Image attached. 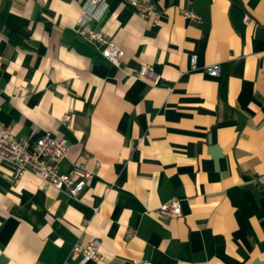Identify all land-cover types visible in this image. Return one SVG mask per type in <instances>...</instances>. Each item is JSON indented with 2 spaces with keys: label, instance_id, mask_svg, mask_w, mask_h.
I'll return each instance as SVG.
<instances>
[{
  "label": "crops",
  "instance_id": "crops-1",
  "mask_svg": "<svg viewBox=\"0 0 264 264\" xmlns=\"http://www.w3.org/2000/svg\"><path fill=\"white\" fill-rule=\"evenodd\" d=\"M143 1L158 21L99 2L116 65L76 31L92 0H0V121L66 137L60 170L93 171L73 197L0 159V264H264V0ZM173 197L182 214L159 218ZM94 239L104 259L81 263Z\"/></svg>",
  "mask_w": 264,
  "mask_h": 264
},
{
  "label": "built area",
  "instance_id": "built-area-1",
  "mask_svg": "<svg viewBox=\"0 0 264 264\" xmlns=\"http://www.w3.org/2000/svg\"><path fill=\"white\" fill-rule=\"evenodd\" d=\"M100 1L92 0V5L85 8L77 23L76 31L84 39L95 43L104 57L114 64L120 65L125 50L102 29L92 26V21L99 19L106 7L101 9ZM130 2L138 8L141 16H152L154 21L159 20L161 13L156 11L153 3L143 0H130ZM183 15L190 20L199 21L201 19L200 15L191 9H183ZM196 63L197 56L193 55L191 64L196 67ZM206 71L211 75L218 76L221 72V65L213 63L206 67ZM136 77L146 79L154 84L161 80V74L150 64L141 65L136 72ZM62 121L66 124L71 123L72 114L64 113ZM70 151L71 145L66 137L54 136L51 131H46L32 142L27 138L18 137L10 125H5L0 121V159L14 166L17 177L20 178L28 172H33L41 178L45 187L53 186L58 189H66L71 196L78 197L92 178L93 171L82 163L72 172L61 171L60 164L69 156ZM182 212L181 198L173 197L161 203L155 214L161 219H169L180 216ZM99 246V240L94 239L87 244L76 243L72 252L82 254L81 263L91 259L102 261L105 256ZM135 264L154 263L149 259H141L136 260Z\"/></svg>",
  "mask_w": 264,
  "mask_h": 264
}]
</instances>
